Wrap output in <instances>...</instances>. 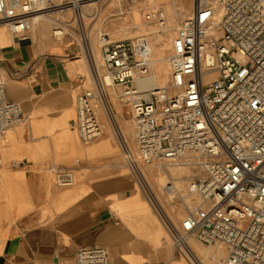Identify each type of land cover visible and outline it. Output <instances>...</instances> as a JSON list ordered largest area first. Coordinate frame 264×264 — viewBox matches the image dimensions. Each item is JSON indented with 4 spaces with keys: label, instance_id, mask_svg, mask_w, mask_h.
<instances>
[{
    "label": "built area",
    "instance_id": "built-area-1",
    "mask_svg": "<svg viewBox=\"0 0 264 264\" xmlns=\"http://www.w3.org/2000/svg\"><path fill=\"white\" fill-rule=\"evenodd\" d=\"M102 1L0 0V24L27 37L38 19H48L52 37L68 33L84 54L94 88L77 95L71 123L83 143L97 140L104 129L102 76L122 86L127 100L133 96V152L113 132L135 174L137 164L189 169L181 195L174 181L164 183L176 198L166 215L144 192L171 244L190 264L183 245L190 238L224 245L222 264H264V0H220L218 19L214 4L192 0V12L180 21L163 5L143 4L145 30L122 39L101 31L95 56L86 42L82 10ZM62 9L72 12L75 29L51 16ZM152 32L171 35V81L138 91L135 78L147 73L152 58ZM5 81L0 71V137L26 120L18 103L7 99ZM56 183L71 181L57 173ZM176 214L180 218L174 223ZM75 264L110 263L104 247L87 245L76 250Z\"/></svg>",
    "mask_w": 264,
    "mask_h": 264
},
{
    "label": "crops",
    "instance_id": "crops-1",
    "mask_svg": "<svg viewBox=\"0 0 264 264\" xmlns=\"http://www.w3.org/2000/svg\"><path fill=\"white\" fill-rule=\"evenodd\" d=\"M36 25L18 37L0 24L4 92L26 116L0 137V264H75L87 245L104 247L110 264H190L113 130L83 143L71 126L87 60L69 37ZM57 173L71 184L58 186Z\"/></svg>",
    "mask_w": 264,
    "mask_h": 264
},
{
    "label": "bare ground",
    "instance_id": "bare-ground-1",
    "mask_svg": "<svg viewBox=\"0 0 264 264\" xmlns=\"http://www.w3.org/2000/svg\"><path fill=\"white\" fill-rule=\"evenodd\" d=\"M144 1L148 4H159L165 6L176 21H180L182 17L185 18L186 16H188L192 12L193 6L192 0H188L189 3L187 6L183 4V0ZM197 1L201 4L210 2V0ZM213 2L216 3L217 0ZM140 5H142V3L134 0H105L97 4L94 8L91 6L84 7V9L82 10V24L86 32V42L95 56L97 55L95 36L96 33L98 35L103 30L102 26L104 24L108 25V28H106V30L104 31H107V33H109V35L113 39L132 37L134 36V34L136 33L135 31H137L138 28L142 29L146 27L145 24L140 20ZM68 10L69 9H62L58 12L52 13L51 16L56 13ZM219 10L220 7L216 3V19H218L219 17ZM64 22L66 23L67 21ZM36 23L39 24V26L43 28V30H45L47 34L50 33L51 29L48 19H38ZM66 24L69 26V29H72V23L67 22ZM168 36L170 37V33ZM168 36L165 37L162 35H158L155 37L158 46H152L154 52L152 53V58L148 66L147 73L142 77L138 76L135 78L136 90H150L165 87L170 84L171 80L168 52L171 50V44L170 38H168ZM102 85L104 90V93L102 95V111L105 117L103 124L104 128L115 130L126 143L127 147H129L127 139L128 127L125 125V122H122V120L120 119L119 112H114L110 105V102L114 100V95H116L114 85H112L110 78L106 75L102 76ZM119 96L125 97L127 99V96L124 94H120ZM128 99L132 100L133 96L128 97ZM9 133V130H7L3 138L6 137ZM183 170L184 168L182 167H174L168 165L158 166V168L147 167V169H144L137 164V174H135L132 169L131 172L137 177L138 180L141 181L143 190L145 188L150 198L159 206L162 213L166 215V213H168V210H170V208H168L167 206L166 199L168 201L172 200V195L164 190V183L166 182L167 178L174 182H182L184 178H189L190 176L186 174V171L184 172ZM154 174L159 175L158 185H156V183H154L153 181ZM183 245L193 264H207L204 261V258H202L188 242H184ZM222 255V249H219L215 252V254L210 256V260L214 263H219Z\"/></svg>",
    "mask_w": 264,
    "mask_h": 264
},
{
    "label": "rangeland",
    "instance_id": "rangeland-1",
    "mask_svg": "<svg viewBox=\"0 0 264 264\" xmlns=\"http://www.w3.org/2000/svg\"><path fill=\"white\" fill-rule=\"evenodd\" d=\"M213 1H216V0H210V3L214 4L215 7H216V3L217 5H219V2L220 0H217L216 3H214ZM189 1L188 0H183V4L184 5H188ZM143 4H148L147 2H142V5ZM141 8H140V20L142 21V14H141ZM54 18H58V19H63V21H67V22H70L72 23V27H74L75 29V24L72 22V12L70 10L68 11H63V12H59V13H56L53 15ZM184 17H182L181 19H183ZM88 22V21H87ZM90 23V22H89ZM90 25V24H89ZM36 26V25H35ZM35 26L32 27V30L35 29ZM103 30H106V28H108V25L107 24H104L102 26ZM145 28V27H144ZM144 28H138L137 31H135L137 33L141 32L144 30ZM50 29H51V25H50ZM51 31V30H50ZM51 33V32H50ZM49 33V34H50ZM134 34V35H135ZM99 35V34H98ZM98 35L96 33V36H95V43H96V49H97V53H99V49H98V46H97V39H98ZM169 34L167 35H164L165 37H167ZM64 36H67L69 37V34H65ZM158 36L157 34H155V32H152V34L150 35L149 37V40H150V43H151V47H157L158 44L155 40V37ZM163 36V35H162ZM70 38V37H69ZM168 38H170V44H171V35L170 37L168 36ZM72 40V38H70ZM154 52V49L152 48V53ZM96 53V54H97ZM171 53V50L168 52V55ZM240 57V56H239ZM88 88H94V85H93V82H92V78H90V83L89 85L87 86ZM114 89H115V92H116V95H114V100L110 102V105H111V108L114 112H119L120 114V119L122 120V122H125V125L128 127V145H129V148L131 149V151L133 152L134 150V139H133V129H132V125H131V120H130V111H131V106H130V102L131 100H127L125 97H122V96H119L120 94H122L123 92V87L122 86H114ZM102 109V107H101ZM100 114H101V119H102V122L104 124V120H105V117H104V113L103 111L101 110L100 111ZM125 161V160H124ZM127 163V162H126ZM129 165V164H128ZM141 167H143L144 169H147L148 166H143L141 164H139ZM184 172L186 171V174L190 175V171L188 168H184L183 170ZM165 177V176H164ZM158 178H159V175L158 174H154V182L156 183V185H158ZM166 178V177H165ZM176 183V186L179 190V194L181 195L183 193V191L185 190V186L187 185V180L184 179L182 182H175ZM167 201V206L168 208H170L171 206V203H173L174 201L176 202V198H173L172 200ZM168 213H169V210H168ZM180 218L179 214H176L174 217H173V222L174 223H177L178 222V219ZM193 248L194 250H196L195 246H198V254L204 258V261L207 263V264H222L224 259H225V251H224V245L222 244H212V245H204L200 242H198L197 240L193 239V238H190V239H187V241ZM221 250L222 249V252H223V255L222 257L220 258L219 260V263H214L213 261L210 260V256H212L213 254H215L216 251L218 250ZM184 252V250H182Z\"/></svg>",
    "mask_w": 264,
    "mask_h": 264
}]
</instances>
